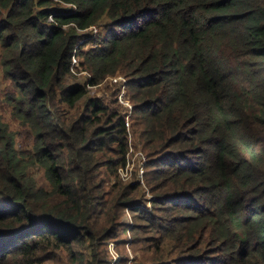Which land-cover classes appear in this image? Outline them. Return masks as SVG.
Instances as JSON below:
<instances>
[{"label":"trees","instance_id":"1","mask_svg":"<svg viewBox=\"0 0 264 264\" xmlns=\"http://www.w3.org/2000/svg\"><path fill=\"white\" fill-rule=\"evenodd\" d=\"M0 70L34 134L20 150L0 126V264H103L105 241L120 243L138 184L117 172L126 112L116 95L122 112L59 106L119 73L152 165L153 210L133 213L143 264H264V0H0Z\"/></svg>","mask_w":264,"mask_h":264},{"label":"rangeland","instance_id":"2","mask_svg":"<svg viewBox=\"0 0 264 264\" xmlns=\"http://www.w3.org/2000/svg\"><path fill=\"white\" fill-rule=\"evenodd\" d=\"M82 72V73H81ZM81 72H76L80 74H76V76L67 75L64 77L62 86L72 85V84H83L86 81V75ZM119 75L125 81L120 80L119 82H114L112 79H104L101 84L90 87L88 92L82 97V99L77 102L74 109L69 110L67 109L64 103H61L59 106L61 108L66 109L68 111L67 117H71L73 114H79L81 111L85 109V104L88 99H98L101 103L108 106L110 109H119V112H122L121 107L117 104H113L112 101L115 99V95L119 92L120 89L124 88L126 91V98L134 93V89L131 88L130 84H127L128 77L124 74H116L115 76ZM114 77V76H112ZM109 78V77H108ZM127 79V80H126ZM15 95V90L13 87V83L4 75L0 70V126L5 127L7 131L13 136L14 143L16 149H31L32 144L34 143V134L30 128V125L26 120L19 116L17 110L14 108L11 98ZM115 101V100H114ZM130 104L133 103L134 100H129ZM133 118H137L133 114ZM132 133V132H131ZM134 137V135H132ZM137 134L134 137V142L136 144ZM133 141V140H132ZM134 144V145H135ZM135 147H140L139 145H135ZM149 161L146 163V170H151L152 167ZM145 174L142 178V182H135L138 183L137 191L132 196L133 197V206L132 209L126 207L124 209V214L120 218L119 221H116V225H126V230L124 233H120L118 238H116L120 243L116 244L114 239H109L105 241L106 249L108 250L107 260L103 264H143V256L144 247L140 244L143 241L144 237L147 236L146 233H141L138 230V226L141 223L140 219L133 217V213H135V208L145 212L146 214H150L153 210L154 205V194L150 191L149 185L146 182ZM27 176L31 183L35 185L36 188L43 189L44 191L49 190V184L45 175V170L43 167L34 164H29L27 168ZM98 179L102 180V183L105 180V169L101 168L97 172ZM134 178V177H133ZM123 184H129L130 182L121 181ZM107 189H105L106 191ZM134 241L135 244L130 245V242ZM79 252L83 255L88 254V250L86 248H78ZM89 261V260H88ZM176 261V258L173 260H169L166 264H182L183 262ZM49 264H60L57 262H52ZM99 264V263H98Z\"/></svg>","mask_w":264,"mask_h":264},{"label":"built area","instance_id":"3","mask_svg":"<svg viewBox=\"0 0 264 264\" xmlns=\"http://www.w3.org/2000/svg\"><path fill=\"white\" fill-rule=\"evenodd\" d=\"M50 16V20H51ZM91 30L94 32L97 31L96 27H91ZM83 40L79 41V44H81ZM75 54V50H74ZM71 63L73 66L77 64V59L75 55H72V61ZM86 74V72H83ZM107 79H112L114 82H119L120 80L124 81L119 75L114 77H107ZM126 91H124V88L120 89L119 92L116 95V99L118 103L123 107V110L126 112L124 117V124L127 134V142H128V150L125 157V165L120 166L118 168V176L119 178L124 182H142V178L145 174L146 170V163L148 161V158L146 154L142 151L140 147H135L133 144V137L131 133V113H132V104H130L129 100H127ZM134 177V178H133Z\"/></svg>","mask_w":264,"mask_h":264}]
</instances>
